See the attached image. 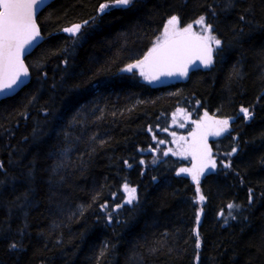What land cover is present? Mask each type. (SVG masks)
I'll list each match as a JSON object with an SVG mask.
<instances>
[{"label":"trees","instance_id":"16d2710c","mask_svg":"<svg viewBox=\"0 0 264 264\" xmlns=\"http://www.w3.org/2000/svg\"><path fill=\"white\" fill-rule=\"evenodd\" d=\"M107 2L43 9L29 81L0 102V264H264V0H133L99 14ZM172 16L221 46L209 44L210 68L151 87L143 65L123 69ZM206 115L228 132L206 142L215 167L197 185L180 170L197 168Z\"/></svg>","mask_w":264,"mask_h":264},{"label":"snow or ice","instance_id":"6c2138e0","mask_svg":"<svg viewBox=\"0 0 264 264\" xmlns=\"http://www.w3.org/2000/svg\"><path fill=\"white\" fill-rule=\"evenodd\" d=\"M41 3H43V0H0V95H7L13 92L24 82L23 78L28 76V69L25 67L22 57L40 37V31L35 22V11ZM132 3L133 0H108L107 3H102L99 6L98 13L103 14L111 7L128 8ZM173 22L178 23V17L172 16L168 21L169 24ZM197 23L204 25L205 31H210L211 25L205 24V17L201 16ZM80 27V25H74L72 28L64 29V31L75 36L79 32ZM190 28L191 25L183 28L178 34L181 38L174 40L167 47L161 46L160 44L154 45L144 56L143 60L137 61L136 64L128 65L123 71H132L137 65H143L146 61L151 60L153 65L161 69L160 75H173L174 73L172 71H164L163 69L169 64L176 62L181 57L187 44V40L183 36V33H188ZM165 33L167 34V26L165 28ZM196 39H203V37L196 36ZM207 39L214 42L217 47L221 46V41L215 36L210 35ZM212 52V48H207V57L202 60L205 67L210 66L212 63ZM187 71V67L184 66L181 68L179 74L186 76ZM141 75H145V73L141 71ZM157 78L158 77H153V79ZM149 82L152 81L150 80ZM241 111L245 114V118H249L248 109L241 108ZM223 123L227 124L228 122L223 121ZM192 134L194 135L195 133ZM173 135L175 134L173 133ZM160 143H163V141H160ZM233 151H235V149H233ZM227 166L226 164L225 167ZM213 167H215V165H213ZM180 171L186 172L188 170L181 169ZM192 178L193 181L199 185V176L193 175ZM125 189L129 192V199L126 203L131 204L135 199L133 194L136 190L134 188L128 189L127 185H125ZM197 193L198 195L200 193L199 187H197ZM204 199L203 195H199V200L201 202ZM228 207L232 209L238 206L229 205ZM221 214L223 215V213ZM199 216L200 213L198 212V223ZM200 246V237L197 233V249H199ZM11 247L14 249L17 245L12 244Z\"/></svg>","mask_w":264,"mask_h":264},{"label":"water","instance_id":"95a60500","mask_svg":"<svg viewBox=\"0 0 264 264\" xmlns=\"http://www.w3.org/2000/svg\"><path fill=\"white\" fill-rule=\"evenodd\" d=\"M54 1L55 0H43V3H41L35 11V22L37 20L39 13ZM175 24L176 22H173L170 25L171 27H173ZM73 26L69 28H72ZM37 27L39 28L38 24H37ZM64 29L62 30L64 34L71 35L70 33L64 31ZM39 31H40V28H39ZM183 36L186 38L187 44H186V47L181 57L176 62L169 64L165 69H163L164 71H172L174 74L171 76L160 75L161 69L153 65L151 60H149V61H146L145 64L143 65L144 71L147 77L145 78L144 83L149 84L151 87L167 85V84L185 80L190 75V73H192L193 71L204 69V68L208 69L212 66V63H211L210 66L205 67L204 64L202 63V60L206 59L207 57V48L210 47L206 43V41L204 39H196L197 35L190 34V33H184ZM180 38L181 37L178 34L172 35L170 38H168L165 42H163L160 45L167 47L174 40H177ZM42 39L43 38L40 32V37L38 38V40L23 55L22 59L27 69H28V66L25 61L27 56L30 55V53L41 43ZM212 57H213V52H212ZM184 66H186L188 69L186 76H182L179 74L181 68H183ZM153 77H158V78L153 79ZM29 78H30V71L28 69V76L26 78H23L24 82L18 88H16L13 92L7 95H0V102L6 98L12 97L18 91H20L27 84V82L29 81ZM150 80L152 82H149ZM203 122L205 123L207 130L212 133V138H211L212 140H216L217 138H222L227 132L225 128H220L218 125H216L214 119L208 115L203 117ZM194 175H197V173H195ZM190 179L192 183H195L192 177Z\"/></svg>","mask_w":264,"mask_h":264},{"label":"rangeland","instance_id":"374dc122","mask_svg":"<svg viewBox=\"0 0 264 264\" xmlns=\"http://www.w3.org/2000/svg\"><path fill=\"white\" fill-rule=\"evenodd\" d=\"M166 28V27H165ZM165 28L163 33L157 38L155 41L156 44H161L163 41H165L167 38H169L172 35H177L181 32L183 28L179 27V25H174L173 27L170 26V24L167 25V34L165 33ZM188 33H191L190 31ZM212 36V35H211ZM208 44L213 43L212 41L208 40ZM242 115H245L243 112H241ZM251 115L249 113V118L250 119ZM215 124L218 125L220 128H225L226 131L228 132V127L225 126L224 123L220 121H215ZM197 131H200L198 134L195 133V135L192 138H197L198 136H202L201 138H197V142L195 143L194 146L190 147L189 154L191 155L190 157L194 159V162H196L197 168L196 169H189L186 172H181L186 174L188 177H193L195 173L199 176V179H201L206 173L212 171L214 169L213 165V158L208 149L206 148V142L212 138V133L207 130V127L205 123L203 122V126L200 127ZM200 139V140H199ZM196 147V149L194 148Z\"/></svg>","mask_w":264,"mask_h":264}]
</instances>
